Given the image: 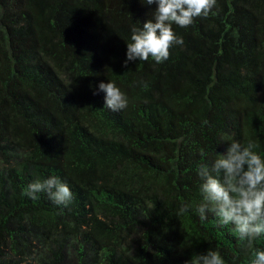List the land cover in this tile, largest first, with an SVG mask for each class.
<instances>
[{
  "label": "trees",
  "instance_id": "16d2710c",
  "mask_svg": "<svg viewBox=\"0 0 264 264\" xmlns=\"http://www.w3.org/2000/svg\"><path fill=\"white\" fill-rule=\"evenodd\" d=\"M154 7L0 0V264H185L208 248L250 264L231 226L200 220L196 172L232 140L264 157V0H217L216 16L174 26L184 45L167 61L123 68L131 27ZM107 81L126 109L93 95ZM53 175L67 207L21 195Z\"/></svg>",
  "mask_w": 264,
  "mask_h": 264
},
{
  "label": "clouds",
  "instance_id": "9594fccd",
  "mask_svg": "<svg viewBox=\"0 0 264 264\" xmlns=\"http://www.w3.org/2000/svg\"><path fill=\"white\" fill-rule=\"evenodd\" d=\"M141 6H155L151 18L143 23L137 21L131 27V34L125 44L123 68L129 64L151 60L159 65L169 58V49L183 46L184 39L174 31V26L187 28L197 18L216 16L217 0H139ZM137 24L139 26H137ZM146 90L148 83L135 82ZM103 94V108L118 112L129 106V97L113 81L100 82L93 95ZM249 142L246 146L232 140L223 153H215L211 164H201L197 169L199 201L195 211L201 221L211 213L219 227L231 226L232 232L252 249L250 264H264V249L253 248V242L264 237V157ZM44 193L56 206L67 207L73 193L58 177L36 180L21 192L31 200H37ZM192 207L184 203L176 215L184 216ZM185 264H226L218 249H206L193 254Z\"/></svg>",
  "mask_w": 264,
  "mask_h": 264
}]
</instances>
